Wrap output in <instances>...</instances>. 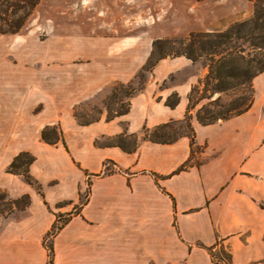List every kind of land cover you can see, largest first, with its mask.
<instances>
[{"label":"crops","instance_id":"1","mask_svg":"<svg viewBox=\"0 0 264 264\" xmlns=\"http://www.w3.org/2000/svg\"><path fill=\"white\" fill-rule=\"evenodd\" d=\"M215 1L195 0V11ZM86 71L75 77L65 69L50 81L44 95L53 120L71 114L76 102L105 98L116 82L128 83L136 72L134 50L122 60L93 58ZM206 73L183 56L164 58L124 114L88 124L69 117L63 126L65 186L48 201L72 207L87 181L89 190L51 238L53 264H216L211 247L228 250L231 264H264V72L252 80L246 112L203 126L195 108L190 111L193 147L186 136L169 144L144 138V130L184 119L191 89ZM12 78L16 94L28 79L23 73ZM8 90L4 75L5 105ZM173 95L178 102L169 107ZM127 138L134 140L129 148L103 144ZM26 214L0 217V264H47L43 240L54 215L34 200Z\"/></svg>","mask_w":264,"mask_h":264},{"label":"rangeland","instance_id":"2","mask_svg":"<svg viewBox=\"0 0 264 264\" xmlns=\"http://www.w3.org/2000/svg\"><path fill=\"white\" fill-rule=\"evenodd\" d=\"M254 1L216 0L206 8L199 6L196 11L195 0H37L33 5L25 0H10L9 6L2 2L1 9L7 13H0V77L7 75L9 79V101L5 105L0 96V217H25L34 200L53 213V225L63 226L78 211L79 204L86 201L89 190L87 181L79 203L72 207L64 200L55 204L48 201L57 188L65 186L67 169L63 162L67 156L63 126L69 117L79 124H88L102 116L110 119L126 111L129 99L142 90L149 78L150 72L141 69L155 41H169L162 51L167 52L164 58H176L174 51H182L192 34L223 32L234 23L251 18ZM170 49L173 52H168ZM133 50L136 72L128 83L116 82L105 98L76 102L71 114L60 113L53 120L52 106L44 94L54 76H62L70 68L76 77L87 73L93 58L122 60ZM192 62L207 70L206 58ZM22 73L28 80L13 94L12 77ZM205 76L189 95L194 115L202 105H211L214 100H219L215 109H228L243 103L242 99L250 95L246 87L221 93L205 92L201 83ZM170 98L174 100L173 96ZM51 121L56 123L50 125ZM42 134L48 140L56 136L59 140L55 144L46 143ZM133 141L127 138L103 144L129 148ZM21 154L25 155L13 169L15 172H10V165ZM108 168L105 164V169ZM23 171L31 183L21 175ZM50 231L43 240L47 257L46 247L54 236H49Z\"/></svg>","mask_w":264,"mask_h":264},{"label":"trees","instance_id":"3","mask_svg":"<svg viewBox=\"0 0 264 264\" xmlns=\"http://www.w3.org/2000/svg\"><path fill=\"white\" fill-rule=\"evenodd\" d=\"M9 1L0 0V13H7V10L1 9V6L2 2L7 5ZM25 1L33 5L37 0ZM254 2V13L248 20L234 23L223 32H198L192 34L188 39V45L182 51H174V56H185L191 61H197L203 57L206 58L208 71L204 80L201 81L205 92L221 93L235 87H246V90L250 92L249 97L242 99V101L244 100L243 103L233 104L228 109H215L216 106L219 107L218 99L209 103L212 106L202 105L196 111L195 118L203 126L238 116L246 112L252 104V80L264 72V0H255ZM15 9H18L17 6ZM169 44L167 40L155 41L151 54L142 67L141 72H150L154 65L167 55V52L162 51ZM171 49L168 52H173ZM132 94L130 92V95ZM173 98V101L170 100L171 98L167 99V106L174 107L177 104V96L173 95ZM203 98L205 97L201 99ZM192 108L189 98L187 114L181 122L160 125L151 131L144 130V138L155 143L169 144L182 136H186L190 140L191 147H193L194 131L191 127V118L189 116ZM126 111L120 114H124ZM42 139L49 144H55L59 140L57 136L54 140H48L44 134H42ZM23 155L25 154L15 158L9 167L10 172H15L13 169L16 168V164ZM185 167L183 165L179 170H183ZM21 175L28 183L32 182L26 171H23ZM61 227L53 225L49 236H53ZM46 248L48 250L47 264H53L52 245L50 244ZM207 250L216 264H231V254L223 247L216 255H214V247L207 248Z\"/></svg>","mask_w":264,"mask_h":264}]
</instances>
